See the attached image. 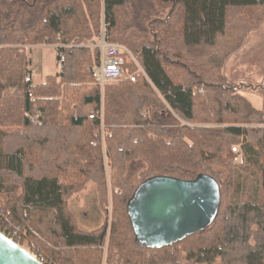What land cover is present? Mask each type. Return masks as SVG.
<instances>
[{
	"label": "trees",
	"instance_id": "trees-1",
	"mask_svg": "<svg viewBox=\"0 0 264 264\" xmlns=\"http://www.w3.org/2000/svg\"><path fill=\"white\" fill-rule=\"evenodd\" d=\"M127 3L0 0L4 213L47 264H178L180 257L193 264H264V108L254 107L224 73L225 61L242 47L247 32L264 22V0H154L157 13L158 7L171 11L144 27L138 15V23L121 24L119 9ZM131 7L134 13L141 8ZM100 9L105 40L124 45L146 76L101 88L93 75L99 51L63 46L100 34ZM37 44L62 46L56 48L60 71L35 84L23 46ZM122 66L128 73L137 68L127 55ZM239 84L264 98V84ZM194 87L202 92L194 95ZM241 137L242 166L259 173L258 187L243 201L239 174L225 156ZM130 160L144 165L132 185L124 176ZM198 174L219 186L213 222L170 246L139 244L127 208L136 186L153 176L191 180ZM88 183L96 185L103 211L110 191L107 239L106 222L81 230L67 208L68 197ZM234 186V201L227 203L225 189ZM194 238L202 239L190 242Z\"/></svg>",
	"mask_w": 264,
	"mask_h": 264
},
{
	"label": "rangeland",
	"instance_id": "rangeland-1",
	"mask_svg": "<svg viewBox=\"0 0 264 264\" xmlns=\"http://www.w3.org/2000/svg\"><path fill=\"white\" fill-rule=\"evenodd\" d=\"M136 4V7L140 6L141 10L136 8L137 13L132 10V4ZM157 8V4H154V0H129V3L122 9H119L120 13V21L121 24L127 25L130 23L137 22V18L135 20V15L144 16L139 24L144 27V24L147 25L148 21L155 19H163L167 12H169L170 7H166L162 9L158 7L160 10L159 13L155 11ZM143 9V10H142ZM139 11V12H138ZM171 11V10H170ZM121 14L123 16H121ZM103 14L100 9V34L97 36H93L87 42H79V43H70L69 45H63L67 47H86L92 51H99L97 46L98 40L102 31L104 29L103 23ZM138 23V22H137ZM151 35V34H150ZM152 36V35H151ZM151 36H147L148 40L151 39ZM155 35H153V38ZM62 45L59 44H37V45H26L23 48L26 51L28 58L30 59V79L32 77V68L35 69L36 75L33 78V82L35 84L42 83L46 76L55 75L60 71V62L57 59V50L56 48H60ZM264 22L260 24L256 28H252L246 34L244 44L242 47L234 54L229 56L225 61L224 65V73L225 75L232 81L238 85L240 93L246 97L251 104L257 109L264 108V98L256 93L255 91L245 88L240 85V82H244V84H252L261 85L263 82V71H264ZM33 67H32V66ZM243 80H239V79ZM198 90V93H201L202 90L194 87ZM200 90V91H199ZM197 93V94H198ZM196 94V95H197ZM87 110V109H86ZM212 127L214 125H205ZM248 126V125H247ZM253 128L255 125H249ZM253 126V127H252ZM105 134V130L100 131V141L102 140ZM242 137L239 138L238 142L233 144H240L242 148ZM232 144V145H233ZM231 146V145H230ZM229 148V147H228ZM262 159L264 161V148L262 149ZM226 162L232 168V170L236 171L239 175L236 176V180L240 182L239 195L242 196V201L247 197L250 193L252 186L258 187L259 183V173L255 168L246 167V165L242 166V164H234L232 162V155L229 153V149L226 151ZM144 168V165L140 161H128L125 165V179L129 184H137L138 174ZM106 175L108 177V166L105 165ZM227 175V171L222 170V177L224 178ZM10 179H14L10 177ZM236 183V182H235ZM230 188V187H229ZM20 190V188L18 189ZM227 196L225 198V202L229 203L234 201V190L235 186L231 189L228 187ZM119 192V190H116ZM249 192V193H248ZM98 191L97 187L94 183H88L86 187L76 193H73L67 199V208L73 214L77 227L81 230L90 231L101 227L105 222L107 223L106 230V239L109 234V226L111 222V201H110V191L108 189L107 196V204L106 211H103L100 207L98 200ZM8 200L7 195L0 193V230L4 233H9L11 237H16L20 242L19 245L25 248L31 247V249H35L32 243L27 239L24 240L19 236L20 232L25 234V232L21 231V229L14 225L12 221L8 218L7 214L4 213L6 202ZM224 202V203H225ZM20 230V231H19ZM21 239H20V238ZM202 238H194L191 239L190 242L194 243L196 241L201 240ZM185 246L183 244L178 245L176 248L179 253L182 255V251L185 250ZM107 244L105 243L103 247V256L106 254ZM173 250V249H172ZM38 254V253H37ZM150 254V253H149ZM178 264H193L190 260H185L183 257L177 260Z\"/></svg>",
	"mask_w": 264,
	"mask_h": 264
},
{
	"label": "water",
	"instance_id": "water-1",
	"mask_svg": "<svg viewBox=\"0 0 264 264\" xmlns=\"http://www.w3.org/2000/svg\"><path fill=\"white\" fill-rule=\"evenodd\" d=\"M219 202V186L209 175L191 180L153 176L136 186L127 208L136 241L162 248L206 229ZM0 264L42 263L0 231Z\"/></svg>",
	"mask_w": 264,
	"mask_h": 264
},
{
	"label": "built area",
	"instance_id": "built-area-1",
	"mask_svg": "<svg viewBox=\"0 0 264 264\" xmlns=\"http://www.w3.org/2000/svg\"><path fill=\"white\" fill-rule=\"evenodd\" d=\"M97 46L99 48L100 62L99 65L93 68V75L95 77L96 84L101 88L106 82H115L123 79L135 81L136 77L139 75L146 76L144 70L135 60L131 52L122 44L106 41L103 32L99 37ZM125 55L129 56L136 64L137 68L135 72L128 73L123 68L122 58ZM59 58L60 60L62 59L61 54L59 55ZM197 93L198 90L196 88H193V94L196 95ZM262 127L264 128V125H262ZM230 154L232 155V162L234 164L239 165L244 162L243 151L239 143L230 146ZM23 248L28 251L34 258H36L40 263L47 264L46 260H44L39 254L34 252L31 247Z\"/></svg>",
	"mask_w": 264,
	"mask_h": 264
},
{
	"label": "crops",
	"instance_id": "crops-1",
	"mask_svg": "<svg viewBox=\"0 0 264 264\" xmlns=\"http://www.w3.org/2000/svg\"><path fill=\"white\" fill-rule=\"evenodd\" d=\"M32 66V65H31ZM33 67V66H32ZM36 75V71L35 69L32 68V77H31V80L33 81V78L35 77ZM239 79V78H238ZM239 80H243V79H239Z\"/></svg>",
	"mask_w": 264,
	"mask_h": 264
}]
</instances>
